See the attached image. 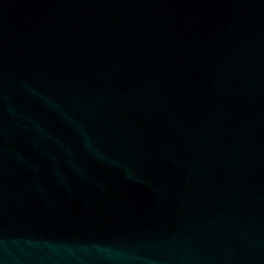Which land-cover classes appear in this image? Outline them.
<instances>
[{
    "label": "water",
    "instance_id": "1",
    "mask_svg": "<svg viewBox=\"0 0 264 264\" xmlns=\"http://www.w3.org/2000/svg\"><path fill=\"white\" fill-rule=\"evenodd\" d=\"M0 264H264V0H0Z\"/></svg>",
    "mask_w": 264,
    "mask_h": 264
}]
</instances>
